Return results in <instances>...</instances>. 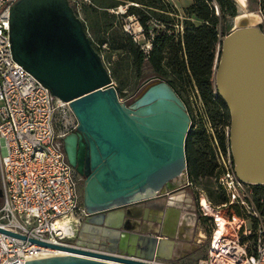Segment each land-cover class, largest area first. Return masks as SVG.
<instances>
[{"label":"water","instance_id":"1","mask_svg":"<svg viewBox=\"0 0 264 264\" xmlns=\"http://www.w3.org/2000/svg\"><path fill=\"white\" fill-rule=\"evenodd\" d=\"M9 38L14 61L68 103L78 122L63 137V149L83 178L87 213L74 246L30 240L68 254L24 264H155L154 258L173 246V235H150L144 224L132 230L122 223L130 207L185 184L186 177L178 185L187 171L191 129L184 101L165 80L152 76L141 81L143 89L130 104L120 101L109 69L67 0H16ZM213 69L216 97L228 112L234 174L242 182L264 185V32L250 17H234Z\"/></svg>","mask_w":264,"mask_h":264},{"label":"built area","instance_id":"2","mask_svg":"<svg viewBox=\"0 0 264 264\" xmlns=\"http://www.w3.org/2000/svg\"><path fill=\"white\" fill-rule=\"evenodd\" d=\"M15 1L0 0V229L23 238L0 231V264L16 260L24 264L28 259L66 252L30 240L74 246L87 215L82 203L83 178L68 163L63 149V137L73 132L78 122L68 103L52 96L14 61L9 19ZM67 2L79 18L83 5L91 3ZM126 8L119 11L123 14ZM127 18L129 22L135 20L141 33L136 16ZM148 24L149 38L153 36V28L164 31L167 28L155 18ZM122 26L134 41H139L130 24ZM142 48L145 52L150 48V39ZM206 132L211 145L216 147L220 168L212 178L217 201L189 179L187 171L184 173V186L192 191L189 207H195L188 217L194 219V233L199 230L195 241L206 240L205 255L196 264H264V199L258 198L264 185L239 180L228 147L223 154L214 130ZM200 226L206 233L201 232ZM152 262L181 264L161 258Z\"/></svg>","mask_w":264,"mask_h":264},{"label":"trees","instance_id":"3","mask_svg":"<svg viewBox=\"0 0 264 264\" xmlns=\"http://www.w3.org/2000/svg\"><path fill=\"white\" fill-rule=\"evenodd\" d=\"M90 1V4L82 7L81 20L92 46L101 55L103 62L108 63L107 68L118 93L136 88L140 80L149 76L165 80L181 99L180 91L194 85L209 110L214 126L228 125L227 109L212 92L219 36L229 33L231 18L237 15L233 0H191L184 9L186 18L180 35L153 28L152 38H149L148 21L155 18L170 27L167 13L170 9L175 10L164 0H129L139 4L128 5L125 13L136 16L145 36L150 39V48L146 52L142 48L143 43L134 41L132 35L123 30L118 16L108 12L121 0ZM213 2L219 10L217 15L214 13ZM190 18L200 21V24L192 23ZM105 32L108 33L106 37L102 35ZM103 44H106V49L102 48ZM114 54L115 59L112 58ZM217 138L220 147L225 149L224 133ZM185 153L187 174L195 183H201L203 177L212 179L220 172L202 129H190Z\"/></svg>","mask_w":264,"mask_h":264},{"label":"rangeland","instance_id":"4","mask_svg":"<svg viewBox=\"0 0 264 264\" xmlns=\"http://www.w3.org/2000/svg\"><path fill=\"white\" fill-rule=\"evenodd\" d=\"M167 4H169L170 7H172L175 11H172L170 9V11L167 13L170 20H168V26L167 27L169 29L166 28V30L168 31V33L170 34H174L175 36L180 35L182 33L183 30V21L186 18V14L184 13V9L190 4L191 0H164ZM236 4V9H237V15H242V14H253L259 17V21L256 23L261 30L264 32V0H243V2H241L240 0H233ZM139 5L135 2L129 1V0H121L120 3L115 7L112 8L113 10H117L118 13H114L112 12L110 9H108V12L111 14H115L116 16H118L119 21H121L122 24H130L132 26V28H134V31L139 35V41L140 43H147L148 38L145 36L143 30L141 33H138V26L135 23V20L133 19L132 21L129 22L127 16L128 15H132V14H127V13H121L119 10H121V8H124L125 6L128 5ZM213 8H214V13L217 15L219 10L218 7L216 5V3H212ZM83 16V15H82ZM191 22L194 24H200V21L194 19V18H190ZM234 27V18H231V28L230 30ZM102 35H104L105 37L108 35V33H102ZM222 39V36H219V40ZM219 45V44H218ZM219 47V46H218ZM103 49H106V44L102 45ZM103 54H105V51H103ZM113 59L116 58L115 54L112 57ZM104 64L108 67V63L104 62ZM141 82V80H140ZM140 82L138 84V86L134 89H125L122 91V93H118V97L120 99V101L130 104L138 95L139 93L142 91L143 87H140ZM181 93V97L184 101V104L186 105V108L188 110V113L190 115V118L192 120V124H191V128L193 129H202L205 136L207 137L210 146L213 150L214 153V157L215 160L217 162L216 156H215V149L213 148V146L211 145V141L210 138L208 137V134L206 132V130H208L210 132V128H212L215 132L216 137L221 134L222 132L224 133L225 137H226V143H225V149H222V147H220L221 151L223 152V154L226 153V149L228 147V143H227V130H228V125H224V126H214V124L212 123L211 117H210V113L209 110L207 109L206 105L204 104L200 93L198 91V89L194 86L191 85L186 86L184 89H182L180 91ZM213 96L216 97V93H215V89H214V85H213V92H212ZM218 140V138H217ZM218 164V163H217ZM198 185H201V187H203L209 197H211L214 201H217V197L216 194H214L213 188H212V179L211 178H206L203 177L201 179V183H197ZM83 187V182H82V186L81 189ZM189 195L192 196V191L189 189L188 190ZM258 198L264 199V188L261 189ZM181 207V206H180ZM195 211V207L193 205H191L190 207H182L178 209V214L180 216L181 219H187L188 221H190L192 218L188 217V213H192ZM201 222V220L199 221ZM198 223V222H197ZM196 226V224H195ZM199 227V226H198ZM200 230L202 233H206L207 230H205V228L203 226H200ZM196 229V228H195ZM199 230H195V235L196 232H198ZM195 235L193 236V239H191L188 243L187 242H182V245L180 248H178L175 252L176 257L172 258V261L181 263V264H196L197 261L202 258L205 255L206 252V240H204L201 243H196L195 241Z\"/></svg>","mask_w":264,"mask_h":264},{"label":"crops","instance_id":"5","mask_svg":"<svg viewBox=\"0 0 264 264\" xmlns=\"http://www.w3.org/2000/svg\"><path fill=\"white\" fill-rule=\"evenodd\" d=\"M182 200L177 195L170 193L160 202L161 209H153L149 203L144 204L143 211H147L142 217V224L147 227V233L150 235H159L160 231L170 232L173 236L171 240L174 242L173 246H166L161 253V259L172 260L178 247L177 243L189 242L193 239L194 234V219L188 221L181 219L178 214V209L182 208L179 202ZM152 208V209H151ZM162 212V218L157 213ZM159 218V219H158ZM124 219V218H123ZM140 225L139 227H141ZM196 236V235H195Z\"/></svg>","mask_w":264,"mask_h":264},{"label":"flooded vegetation","instance_id":"6","mask_svg":"<svg viewBox=\"0 0 264 264\" xmlns=\"http://www.w3.org/2000/svg\"><path fill=\"white\" fill-rule=\"evenodd\" d=\"M188 176V174H187ZM185 174H183V176L181 177V179L178 181V185L180 182L184 181L185 179ZM189 177V176H188ZM175 186V183L172 182L169 184V188L171 187H174ZM188 188L185 187L184 185H181L180 189L177 190L176 192L172 193L171 195H177L179 197L182 198V200L179 202V205L181 207H188L189 206V203L191 201V196L189 195V192H188ZM168 195V194H167ZM167 195H164V196H161V197H158L156 199H153L151 201H147V202H142V203H139L137 205H134L133 207H130V215L129 216H125V219L122 223V226H125V227H128L129 229H132V230H135V229H138V227L140 225H142V215H143V205L146 204V203H149L150 206L153 208V209H156V210H159L161 209V204L160 202L162 201V199H164ZM151 208V209H152ZM123 211L126 212V208L122 209ZM160 213V212H159ZM158 215V213H157ZM162 216V212H161V215L160 217ZM87 242V241H86ZM100 246V244H98ZM176 247L180 248L181 247V243H177L176 244ZM174 257H176V255L174 254ZM175 259V258H174ZM173 260V259H172Z\"/></svg>","mask_w":264,"mask_h":264},{"label":"bare ground","instance_id":"7","mask_svg":"<svg viewBox=\"0 0 264 264\" xmlns=\"http://www.w3.org/2000/svg\"><path fill=\"white\" fill-rule=\"evenodd\" d=\"M241 2H243V0H240ZM245 15H247L248 17H250V19H251V23H253V24H256L258 21H259V17L258 16H256V15H253V14H250V13H247V14H245ZM162 217H160V219H161ZM141 228V227H140ZM138 229H139V227H138ZM60 254H68V253H66V252H60ZM114 263H118V262H114Z\"/></svg>","mask_w":264,"mask_h":264}]
</instances>
